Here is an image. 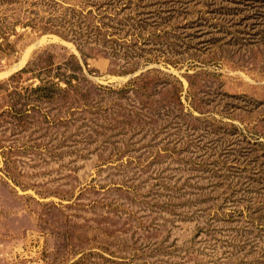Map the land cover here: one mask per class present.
I'll return each mask as SVG.
<instances>
[{
	"label": "rangeland",
	"instance_id": "obj_1",
	"mask_svg": "<svg viewBox=\"0 0 264 264\" xmlns=\"http://www.w3.org/2000/svg\"><path fill=\"white\" fill-rule=\"evenodd\" d=\"M6 43L0 264H264V0H0Z\"/></svg>",
	"mask_w": 264,
	"mask_h": 264
},
{
	"label": "trees",
	"instance_id": "obj_2",
	"mask_svg": "<svg viewBox=\"0 0 264 264\" xmlns=\"http://www.w3.org/2000/svg\"><path fill=\"white\" fill-rule=\"evenodd\" d=\"M8 47L10 48V45L9 44H5L4 47L1 46V52H2V56L6 55L7 53L9 54L10 51H12L11 49H8ZM40 57V56H39ZM36 62V59L33 58L31 61L29 60L25 67H23L22 69H20L19 71H17L12 77H20L24 72H29L30 74H35V72L33 71V67H34V64ZM35 78H37L38 82L37 84L33 85V86H30V89H36V88H39L40 86L44 87L45 85H47L44 80L40 79L38 77V75H35L34 76ZM13 84V83H12ZM15 87V85H13V88Z\"/></svg>",
	"mask_w": 264,
	"mask_h": 264
}]
</instances>
